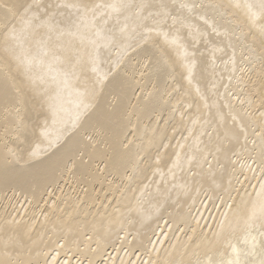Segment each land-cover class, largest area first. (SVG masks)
<instances>
[{
  "label": "bare ground",
  "instance_id": "1",
  "mask_svg": "<svg viewBox=\"0 0 264 264\" xmlns=\"http://www.w3.org/2000/svg\"><path fill=\"white\" fill-rule=\"evenodd\" d=\"M0 264H264V0H0Z\"/></svg>",
  "mask_w": 264,
  "mask_h": 264
}]
</instances>
